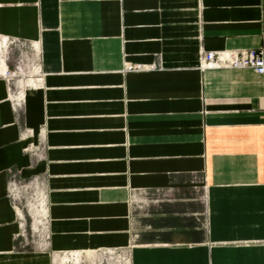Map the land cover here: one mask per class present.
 Masks as SVG:
<instances>
[{"label": "crops", "instance_id": "obj_1", "mask_svg": "<svg viewBox=\"0 0 264 264\" xmlns=\"http://www.w3.org/2000/svg\"><path fill=\"white\" fill-rule=\"evenodd\" d=\"M263 44L264 0H0V264H264V76L200 64Z\"/></svg>", "mask_w": 264, "mask_h": 264}, {"label": "rangeland", "instance_id": "obj_2", "mask_svg": "<svg viewBox=\"0 0 264 264\" xmlns=\"http://www.w3.org/2000/svg\"><path fill=\"white\" fill-rule=\"evenodd\" d=\"M21 186L24 187L20 189L21 193L19 196L18 204L24 216V220H23L24 232L22 233V236L19 237L20 239H19L18 247L22 250L41 248L43 247V243L41 240L44 236L45 225H38V227L35 228L38 223H36L35 225L32 211H33V204H35V202L38 199H40L43 196V194L41 192H38L37 195H34L33 187L31 186L32 188H27V183H22ZM148 199L149 202H147V204L145 201L144 203L140 204V200L138 198L133 199V205L135 207V210L133 211L132 236L135 239L139 235L138 218L140 211L143 209V207L149 208V206L155 204V201L157 200V198L150 196L148 197ZM140 207H142V209ZM43 222L45 223V220H43ZM107 251L108 250H99L97 251V253L94 252L90 254L80 253L78 254L79 255L78 262H74L71 258V260L66 262V264H125L126 259L129 258L127 252L124 253L123 251L120 250H113L112 252H107ZM65 256L72 257V254L55 255L52 264H61L57 260Z\"/></svg>", "mask_w": 264, "mask_h": 264}, {"label": "built area", "instance_id": "obj_3", "mask_svg": "<svg viewBox=\"0 0 264 264\" xmlns=\"http://www.w3.org/2000/svg\"><path fill=\"white\" fill-rule=\"evenodd\" d=\"M201 68L233 67L250 69L255 74L264 76V44L257 49L243 51H201ZM138 67L128 66L126 71L137 70Z\"/></svg>", "mask_w": 264, "mask_h": 264}, {"label": "bare ground", "instance_id": "obj_4", "mask_svg": "<svg viewBox=\"0 0 264 264\" xmlns=\"http://www.w3.org/2000/svg\"><path fill=\"white\" fill-rule=\"evenodd\" d=\"M1 66H2V68H4L3 63L1 64ZM209 69H220V68H209ZM224 69H240V68L225 67ZM30 83H31L30 85H32L33 81H31ZM32 212H33L34 221H35V225H36V223H40L42 218L45 217L44 202L41 200L37 205H33V211ZM88 254H90V253H88ZM71 258L74 262H78V260H79L78 253H72V257H69V256L61 257L57 261H59L61 264H66V262L70 261Z\"/></svg>", "mask_w": 264, "mask_h": 264}]
</instances>
